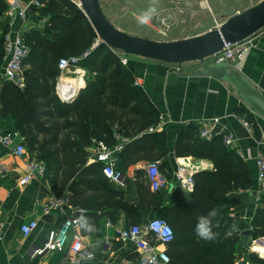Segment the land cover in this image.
<instances>
[{"label":"trees","instance_id":"16d2710c","mask_svg":"<svg viewBox=\"0 0 264 264\" xmlns=\"http://www.w3.org/2000/svg\"><path fill=\"white\" fill-rule=\"evenodd\" d=\"M38 1L37 9L47 18L42 29L30 28L23 34L29 48L23 60L24 86L20 88L0 76V113L11 115L28 149L39 152L56 193L68 191L72 203L90 209L103 206L105 214L115 215L119 209L130 211L132 205L123 198L126 190L103 175L100 162L88 161V148L93 139L113 146L116 131L135 138L133 142L140 137L149 142L143 153L152 154L157 145L161 147L157 156L165 153V131L149 130L156 122L157 109L134 83L115 49L102 41L93 46L98 35L76 0ZM6 8V0H0V17ZM8 29L0 32V67ZM70 56L79 57L77 65L87 71V78L72 101H63L55 92L57 63L61 57ZM223 137H201L195 123L178 129L175 154L208 158L214 166L194 174L189 198L178 189L175 204L169 206L161 190L152 191L140 182L136 208H161L159 217L173 228V239L167 243L169 263L235 264L234 240L225 236L236 222L227 212L234 204L228 193L248 188L250 177L246 162L224 143ZM124 151L125 147L121 154ZM151 157L155 161V156ZM213 207L218 208L214 221L219 225L214 228L218 236L214 241H204L196 235L195 224L198 216ZM253 224L254 235H264V211L256 212Z\"/></svg>","mask_w":264,"mask_h":264},{"label":"crops","instance_id":"0c3cea01","mask_svg":"<svg viewBox=\"0 0 264 264\" xmlns=\"http://www.w3.org/2000/svg\"><path fill=\"white\" fill-rule=\"evenodd\" d=\"M23 1L25 0H21ZM78 3L79 1L76 0L77 5ZM148 4L151 5L152 0ZM78 6L81 8L80 5ZM37 7L39 6H30L23 16H9L5 10L0 17V32L6 27L9 28L7 32L11 34L20 30L25 32L30 28L42 29L47 16L43 15ZM132 12V17L138 18L139 14L135 12V9H132ZM104 14L109 19L105 12ZM229 15L224 14L225 18ZM222 20H217L215 25L197 28L189 33L185 31V28L178 29L175 31V37L170 38H155L142 31H129L114 25L130 34L155 40H175L201 34L219 26ZM135 22L140 24L138 20ZM149 23L141 24L142 28L147 25L160 29L154 23L152 25ZM250 39L252 44L246 53L241 72L264 93V28L251 35ZM99 42L97 38L93 46ZM126 56L127 61L124 67L134 79V83L136 80L139 81L136 85L140 86L157 109L158 115L152 132L165 131L167 147L166 152L159 156H157V152L161 151L159 145L153 149L152 154L143 153L142 148L149 142L141 137L137 138V142H133L135 138L114 132L116 143L122 138L126 140L122 150L112 155L113 166L121 173V180L110 181L126 190L123 198L132 205L131 210L119 209L113 215L112 212L105 214L107 209L103 206L90 209L72 203L69 200L68 191L64 190L60 194L54 191L48 179L46 164L44 174L35 175L27 183L20 185L18 178L23 174L27 162L41 159L38 151L28 149L24 143L14 118L9 114L0 113V136L2 133H7L12 138L8 145L0 139V264H61L69 254V240L63 247L47 250L42 255L34 254V250L46 240L48 231L59 227L64 219L70 216L72 209L76 208L84 210L76 211L74 214L76 218L79 219L83 214L95 226V230L91 232L82 227L78 229L83 238V248L92 253L91 258L83 259L81 264H137L143 257V252L132 241H122L119 238V230L133 224L145 223L150 218L159 217L161 214V208L157 210L136 208L140 197V182L145 186L149 185L151 189L146 164L153 158L151 156H155L160 170L167 178L166 186L160 189L164 194L166 205L175 204L174 194L178 193V189L183 196L189 198L194 183L186 185L176 180L175 169L179 165H185L194 178L195 173L213 169L214 166L208 158L175 154L178 129L189 123H195L200 132L201 125L209 123L214 117L218 118V122L213 127V135L231 134L232 142L228 147L234 148L246 162L250 177L248 188H238L228 193L233 197L234 204L228 208L227 212L236 219V222L235 228L233 226L229 228L225 236L232 237L234 240L235 264L264 263V235L255 236L253 224L256 212L264 211L262 210L264 209V191H261L257 179L258 170L255 160L258 152L264 153V117L249 107L229 82L211 75L194 74L193 71L200 67L197 61H186L178 65L136 55ZM58 71L55 92L61 100L72 101L79 89L85 86L87 71L77 64L64 70L58 68ZM77 86L78 88H75ZM248 113H250L249 118ZM18 143L24 144L25 147L24 152L19 156L13 152V147ZM124 147L125 151L121 154ZM93 149L94 141L88 148V161H96L92 157ZM50 197H62L64 202L51 211L45 212L44 203ZM33 220L37 221L36 227L25 234L21 230V225ZM246 230L251 231L250 243L248 237L245 238L243 234ZM147 238L152 240L150 233ZM167 246V244H160L158 249H166L171 256Z\"/></svg>","mask_w":264,"mask_h":264},{"label":"built area","instance_id":"2783aa9c","mask_svg":"<svg viewBox=\"0 0 264 264\" xmlns=\"http://www.w3.org/2000/svg\"><path fill=\"white\" fill-rule=\"evenodd\" d=\"M7 8L6 13L9 16H23L26 10L30 6H39L38 0H6ZM78 5H80L78 3ZM24 31H17L14 34L6 32L4 34V49L5 58L0 67V76L7 81L14 83L22 88L24 86V64L23 60L28 55L29 48L23 39ZM252 42L250 37L236 42H224L222 48L210 57L211 62H225L232 65L237 70L241 71L243 62L248 49ZM122 63H126V56L120 57ZM79 61V57H61L58 60V68L60 70L67 69L70 66H74ZM139 81H135L138 84ZM218 122V118L214 117L209 123L202 124L200 127V136L204 138L212 137L214 134L213 127ZM150 131L154 130L153 126L149 128ZM1 141L8 145L12 138L7 133H2L0 136ZM126 138H122L121 141L114 146H108L103 140L94 141V149L92 157L96 161L102 164L103 175L112 181H120L121 173L117 171L113 166L112 155L116 151H120L123 148V143ZM223 141L226 145H230L232 142L231 134H226L223 137ZM25 150L24 144L18 143L13 147V152L16 155H21ZM257 164V179L260 185L261 191H264V153L258 152L255 155ZM146 171L151 189L160 190L167 184V178L165 174L159 168V162L149 161L146 164ZM45 163L42 160H30L27 162L23 174L18 178V183L23 185L30 181L35 175L44 174ZM176 180L182 184L192 185L194 183L193 175L188 172L185 165H179L174 172ZM64 202L62 197H50L44 203V211L49 212L54 207L61 205ZM76 211L83 212L82 208L72 209L70 216L64 219V221L57 228H52L48 231V235L43 244L34 250V254L42 255L45 251L53 248H61L68 241L69 254L63 260L61 264H81L83 259L89 258V253L83 248V238L78 229L81 227L79 219L74 216ZM37 221L33 220L29 223L22 224L21 230L28 234L34 227H36ZM151 234L152 240L147 238L148 234ZM173 228L171 225L161 217H152L145 223L133 224L128 228L119 230V238L122 241H132L137 248L143 252V257L140 258L137 264H168L170 256L166 249H158L160 244H167L173 239Z\"/></svg>","mask_w":264,"mask_h":264},{"label":"water","instance_id":"95a60500","mask_svg":"<svg viewBox=\"0 0 264 264\" xmlns=\"http://www.w3.org/2000/svg\"><path fill=\"white\" fill-rule=\"evenodd\" d=\"M78 1L99 40L109 47L125 54L178 65L186 61H197L200 67L193 71L194 74L211 75L229 82L238 96L264 117V93L232 65L210 61V57L222 48L224 42L242 41L264 28V0H259L250 7L227 16L215 28L175 40H155L130 34L116 27L106 17L99 0ZM243 234L249 239L251 231L246 230Z\"/></svg>","mask_w":264,"mask_h":264},{"label":"rangeland","instance_id":"374dc122","mask_svg":"<svg viewBox=\"0 0 264 264\" xmlns=\"http://www.w3.org/2000/svg\"><path fill=\"white\" fill-rule=\"evenodd\" d=\"M149 1L99 0L101 8L113 24L129 31H142L155 38L175 37V31L181 28H185V31L189 33L197 30V28L202 29L206 26L215 25L217 20L225 19V13L231 15L242 11L259 0H157L155 4L156 12L150 23L151 25L154 23L160 29L147 25L142 28L141 24L135 22L138 20L137 17L136 19L132 17V9H135V12L140 15L152 6V4H148ZM162 28L163 30H161ZM115 52L118 54L119 59L122 56L129 55L120 50ZM122 64L124 65V63Z\"/></svg>","mask_w":264,"mask_h":264},{"label":"clouds","instance_id":"9594fccd","mask_svg":"<svg viewBox=\"0 0 264 264\" xmlns=\"http://www.w3.org/2000/svg\"><path fill=\"white\" fill-rule=\"evenodd\" d=\"M156 2L157 0H152V6L138 16L137 19L140 24H148L150 22L156 12ZM217 216L218 208L213 207L206 214L197 217L194 231L200 239L204 241H214L217 239L218 233L214 231V228L219 227L217 223H214ZM79 224L86 231L91 232L95 230L94 224L83 214L79 217ZM233 228H235V225H233ZM89 258H91V254H89Z\"/></svg>","mask_w":264,"mask_h":264},{"label":"bare ground","instance_id":"6f19581e","mask_svg":"<svg viewBox=\"0 0 264 264\" xmlns=\"http://www.w3.org/2000/svg\"><path fill=\"white\" fill-rule=\"evenodd\" d=\"M78 83V82H77ZM80 83H82V82H80ZM75 88H78V86L77 87H75Z\"/></svg>","mask_w":264,"mask_h":264}]
</instances>
